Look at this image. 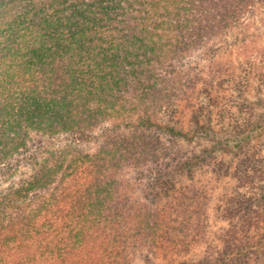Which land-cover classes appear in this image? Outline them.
Wrapping results in <instances>:
<instances>
[{
  "label": "trees",
  "instance_id": "1",
  "mask_svg": "<svg viewBox=\"0 0 264 264\" xmlns=\"http://www.w3.org/2000/svg\"><path fill=\"white\" fill-rule=\"evenodd\" d=\"M262 12L264 0H0V175L16 176L25 159L32 173L13 194L40 200L0 221V264H127L139 246H176L178 230L200 243L201 226L177 229L154 205L131 198L121 164L157 166L170 179L191 163L160 164L158 135L217 138L211 127L185 131L162 117L186 94V61L217 39L243 42L264 31ZM258 124L255 132L264 119ZM130 129L141 136L123 147L116 137ZM31 130L70 135V146L40 159L31 154ZM243 133L239 146L251 141ZM96 139H105L100 151L84 153L81 145ZM226 214L249 223L231 222L223 252L206 264H258L264 214L232 206Z\"/></svg>",
  "mask_w": 264,
  "mask_h": 264
},
{
  "label": "rangeland",
  "instance_id": "2",
  "mask_svg": "<svg viewBox=\"0 0 264 264\" xmlns=\"http://www.w3.org/2000/svg\"><path fill=\"white\" fill-rule=\"evenodd\" d=\"M67 1L76 3V0ZM261 30L251 32L243 42L241 37L225 39L221 43L217 39L206 49L193 54L184 64L182 69L188 68L189 78L186 94H182L177 104L162 118L165 123L185 131L194 130L197 124L211 127L217 138L202 135L188 142L156 136L162 145L157 151L163 153L164 150L160 164L173 162L176 165L180 161L191 163L189 167L169 179L157 175V166L152 170L134 168V164L129 165L128 162L121 164L120 178L131 198L154 205L155 210L164 213L165 221L172 222V227L182 229L188 222L204 229L200 243L199 240L195 242L191 234L186 240L182 239L178 230L179 236L176 232V236H171L177 242L176 246L169 242L170 248L161 247L154 252L139 246L135 252L131 251L127 264L215 262L224 250V237L231 222L239 227L249 223L242 217L228 219L226 210L230 206L244 216L264 214V128L255 132L256 127L263 123L258 124L259 121L264 119V31ZM243 132L251 141L239 146L235 139ZM116 133L113 130L112 139ZM118 133L120 136L116 138L120 143L124 142L123 147L128 139L141 136L133 129ZM151 134L145 133L149 137L155 136L153 132ZM70 143V135L29 132L31 154L38 151L42 153L40 159L43 160L48 156L47 152L61 148L68 150ZM104 143L105 139L92 140L81 145V149L84 153L95 154ZM111 146L113 141L108 148ZM22 162L24 164L20 163V173L16 176L0 175V221L4 219V225L29 213L40 202L37 199L30 203V195L19 198L13 194L21 179L28 180L32 173L31 168L25 165V159ZM56 185L53 184L52 188ZM43 195H48V192ZM27 207L28 210H24ZM182 211L189 214L188 217H177L178 220L174 221L176 213ZM260 226L264 227V224ZM254 256L259 260L258 264L263 263L261 253Z\"/></svg>",
  "mask_w": 264,
  "mask_h": 264
}]
</instances>
